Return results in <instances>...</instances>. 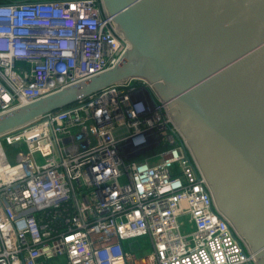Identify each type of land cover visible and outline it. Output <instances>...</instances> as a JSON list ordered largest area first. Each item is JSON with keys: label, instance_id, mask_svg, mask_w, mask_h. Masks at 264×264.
<instances>
[{"label": "built area", "instance_id": "built-area-1", "mask_svg": "<svg viewBox=\"0 0 264 264\" xmlns=\"http://www.w3.org/2000/svg\"><path fill=\"white\" fill-rule=\"evenodd\" d=\"M130 46L103 0L1 2L0 114L102 74ZM6 145L24 148L15 162ZM59 257L258 264L167 101L140 78L0 134V264Z\"/></svg>", "mask_w": 264, "mask_h": 264}, {"label": "water", "instance_id": "water-1", "mask_svg": "<svg viewBox=\"0 0 264 264\" xmlns=\"http://www.w3.org/2000/svg\"><path fill=\"white\" fill-rule=\"evenodd\" d=\"M130 42L102 74L0 114V134L111 84L153 83L264 264V0H103Z\"/></svg>", "mask_w": 264, "mask_h": 264}, {"label": "rangeland", "instance_id": "rangeland-1", "mask_svg": "<svg viewBox=\"0 0 264 264\" xmlns=\"http://www.w3.org/2000/svg\"><path fill=\"white\" fill-rule=\"evenodd\" d=\"M6 149L8 151V154L10 155V159L12 162H15L16 159H15V153L18 151V150H23L24 148L23 147H20V148H14V147H11L9 145H6ZM185 229V227H183V230ZM188 230H190V227L188 228ZM140 243H142L143 245V249L142 250H138L137 251V254L139 256L143 255V254H146V252L149 250V245L146 241V237H140L138 238ZM65 258L64 257H59L57 259H54L51 261L52 264L56 263L57 261H64Z\"/></svg>", "mask_w": 264, "mask_h": 264}, {"label": "trees", "instance_id": "trees-1", "mask_svg": "<svg viewBox=\"0 0 264 264\" xmlns=\"http://www.w3.org/2000/svg\"><path fill=\"white\" fill-rule=\"evenodd\" d=\"M8 1H11V0H0V3L1 2H8ZM138 158H144V155H140ZM125 248L128 249L127 244H125Z\"/></svg>", "mask_w": 264, "mask_h": 264}, {"label": "bare ground", "instance_id": "bare-ground-1", "mask_svg": "<svg viewBox=\"0 0 264 264\" xmlns=\"http://www.w3.org/2000/svg\"><path fill=\"white\" fill-rule=\"evenodd\" d=\"M149 82V81H148ZM150 83V82H149ZM154 88H155V86H154V84L153 83H150Z\"/></svg>", "mask_w": 264, "mask_h": 264}]
</instances>
